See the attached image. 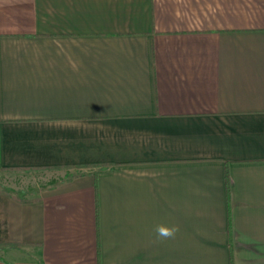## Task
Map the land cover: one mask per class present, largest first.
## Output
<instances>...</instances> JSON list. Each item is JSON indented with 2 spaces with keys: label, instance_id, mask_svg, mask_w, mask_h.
Returning a JSON list of instances; mask_svg holds the SVG:
<instances>
[{
  "label": "crops",
  "instance_id": "obj_1",
  "mask_svg": "<svg viewBox=\"0 0 264 264\" xmlns=\"http://www.w3.org/2000/svg\"><path fill=\"white\" fill-rule=\"evenodd\" d=\"M0 264H264V0H0Z\"/></svg>",
  "mask_w": 264,
  "mask_h": 264
},
{
  "label": "rangeland",
  "instance_id": "obj_2",
  "mask_svg": "<svg viewBox=\"0 0 264 264\" xmlns=\"http://www.w3.org/2000/svg\"><path fill=\"white\" fill-rule=\"evenodd\" d=\"M57 175L53 176V177H56ZM47 177V176H46ZM52 176H50L49 178H53ZM40 176H38L37 174H34V173H21V175L17 176V180H20L23 182H25V185H26V190L24 191V193H28L30 194L33 189H35V184L36 182H39L40 180ZM5 187L6 189L9 190V188H7L6 186H3ZM15 193H18V194H22L19 190L15 189L13 190Z\"/></svg>",
  "mask_w": 264,
  "mask_h": 264
},
{
  "label": "clouds",
  "instance_id": "obj_3",
  "mask_svg": "<svg viewBox=\"0 0 264 264\" xmlns=\"http://www.w3.org/2000/svg\"><path fill=\"white\" fill-rule=\"evenodd\" d=\"M178 231V228L176 226L173 227H158L157 228V233L161 237L165 238H171L173 237L176 232Z\"/></svg>",
  "mask_w": 264,
  "mask_h": 264
}]
</instances>
